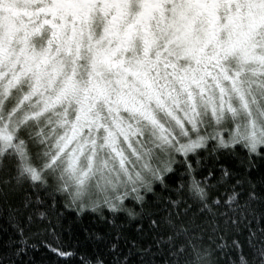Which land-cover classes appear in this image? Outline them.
I'll return each mask as SVG.
<instances>
[{
	"label": "snow or ice",
	"instance_id": "snow-or-ice-1",
	"mask_svg": "<svg viewBox=\"0 0 264 264\" xmlns=\"http://www.w3.org/2000/svg\"><path fill=\"white\" fill-rule=\"evenodd\" d=\"M38 244L264 264V0H0V264Z\"/></svg>",
	"mask_w": 264,
	"mask_h": 264
},
{
	"label": "trees",
	"instance_id": "trees-1",
	"mask_svg": "<svg viewBox=\"0 0 264 264\" xmlns=\"http://www.w3.org/2000/svg\"><path fill=\"white\" fill-rule=\"evenodd\" d=\"M67 222L64 224L65 234L74 233L80 240H84L90 231H96L103 228V224L97 222L95 216L88 215H70L66 218ZM39 251L30 253L34 264H53L54 257L38 244ZM28 259L27 257L25 258Z\"/></svg>",
	"mask_w": 264,
	"mask_h": 264
}]
</instances>
